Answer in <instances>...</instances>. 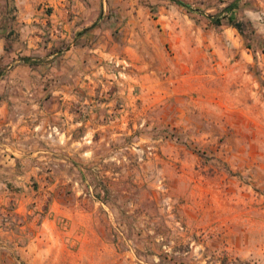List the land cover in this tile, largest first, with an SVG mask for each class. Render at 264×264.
<instances>
[{
  "label": "rangeland",
  "instance_id": "obj_1",
  "mask_svg": "<svg viewBox=\"0 0 264 264\" xmlns=\"http://www.w3.org/2000/svg\"><path fill=\"white\" fill-rule=\"evenodd\" d=\"M56 1L74 0H0V76ZM143 1L164 65L92 152L8 197L39 215H13L0 264H264V0L239 1L248 40L208 17L233 0Z\"/></svg>",
  "mask_w": 264,
  "mask_h": 264
},
{
  "label": "crops",
  "instance_id": "obj_2",
  "mask_svg": "<svg viewBox=\"0 0 264 264\" xmlns=\"http://www.w3.org/2000/svg\"><path fill=\"white\" fill-rule=\"evenodd\" d=\"M51 4L53 12L42 8L32 18L23 16L41 23L26 37V51L0 76V236L10 232L13 215L27 220L38 213L28 205L8 209L17 187L54 179L51 166L71 163L77 144L92 152L97 136L113 133L131 105L134 82L151 81L166 60L158 40L150 45L152 12L143 0ZM119 102L122 110L115 107ZM26 188L24 195L31 193Z\"/></svg>",
  "mask_w": 264,
  "mask_h": 264
},
{
  "label": "trees",
  "instance_id": "obj_3",
  "mask_svg": "<svg viewBox=\"0 0 264 264\" xmlns=\"http://www.w3.org/2000/svg\"><path fill=\"white\" fill-rule=\"evenodd\" d=\"M177 5L185 8L189 13L193 14L194 12H201L200 8L195 7L190 2H187L185 0H173ZM240 0H233L231 3H229L227 6H225L220 13L216 15H208L211 22L213 24H216L218 26L222 24H230L237 28L239 32L248 40L249 35H247L246 32V25L243 21L239 20L236 16V9L239 6ZM146 5L149 6V8H153L152 5L148 4L147 1ZM250 44V43H248ZM22 59L26 62L30 61L31 58L28 56H23Z\"/></svg>",
  "mask_w": 264,
  "mask_h": 264
}]
</instances>
